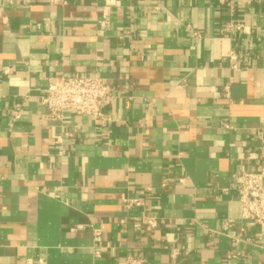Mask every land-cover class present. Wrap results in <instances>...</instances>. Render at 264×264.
<instances>
[{
    "label": "crops",
    "instance_id": "0c3cea01",
    "mask_svg": "<svg viewBox=\"0 0 264 264\" xmlns=\"http://www.w3.org/2000/svg\"><path fill=\"white\" fill-rule=\"evenodd\" d=\"M65 1L0 0V264H264L234 192L264 165V0ZM61 76L104 81L101 122L45 118Z\"/></svg>",
    "mask_w": 264,
    "mask_h": 264
},
{
    "label": "built area",
    "instance_id": "2783aa9c",
    "mask_svg": "<svg viewBox=\"0 0 264 264\" xmlns=\"http://www.w3.org/2000/svg\"><path fill=\"white\" fill-rule=\"evenodd\" d=\"M49 5L64 6L65 0H47ZM106 7H114L116 0H103ZM225 4L230 13L233 14V2L225 0ZM100 29L108 27L107 21L99 23ZM231 27V26H230ZM233 27V26H232ZM234 28L240 31V26L235 25ZM235 61V57H231ZM234 64L232 69H236ZM109 99L108 86L98 77L91 76H61L58 78L47 79L46 87L42 91L41 105L45 109V118L51 122H61L67 113H72L78 116H87L99 123L103 120L104 105ZM21 109L16 106L12 113L13 120L19 118ZM260 158L264 159V148L260 150ZM264 165L261 164L255 171H242L237 176L234 192L240 204L242 221L256 225L258 227V235L264 237ZM223 192H228L224 189ZM140 205L139 202L133 201L128 203ZM149 228L154 229L158 223L154 219L146 220ZM225 228V227H224ZM101 235L97 230L93 231V240L96 243L100 242ZM231 247H234L238 239H232ZM96 255L98 253H95ZM229 256L234 257L232 252ZM177 256L176 251L171 254V258ZM126 264H145L143 259L127 256Z\"/></svg>",
    "mask_w": 264,
    "mask_h": 264
}]
</instances>
